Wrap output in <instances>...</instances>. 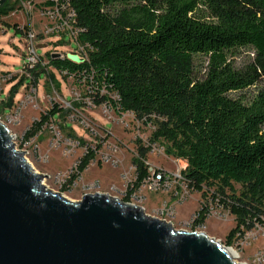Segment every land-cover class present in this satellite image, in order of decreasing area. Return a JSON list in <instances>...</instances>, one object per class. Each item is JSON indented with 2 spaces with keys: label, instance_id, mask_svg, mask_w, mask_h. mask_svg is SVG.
Wrapping results in <instances>:
<instances>
[{
  "label": "trees",
  "instance_id": "obj_1",
  "mask_svg": "<svg viewBox=\"0 0 264 264\" xmlns=\"http://www.w3.org/2000/svg\"><path fill=\"white\" fill-rule=\"evenodd\" d=\"M24 1L0 5V22ZM40 6L63 15L74 10L84 55L76 60L46 51L10 88L0 109L13 105L23 83L36 85L43 78L47 88L60 91L54 72L71 77L86 86L95 105L131 113L152 127L147 144L135 140L134 179L123 200L130 201L149 176L147 154L161 143L164 154L186 162L181 173L187 186L201 193L192 230L211 213L208 200L233 215L227 245L264 223V0H43ZM243 47L253 57L238 68L231 57ZM196 55L206 57L202 71L195 69ZM252 86L257 89L251 96L232 94ZM69 112L53 103L26 129L23 141ZM70 136L86 146L65 188L100 147Z\"/></svg>",
  "mask_w": 264,
  "mask_h": 264
},
{
  "label": "rangeland",
  "instance_id": "obj_2",
  "mask_svg": "<svg viewBox=\"0 0 264 264\" xmlns=\"http://www.w3.org/2000/svg\"><path fill=\"white\" fill-rule=\"evenodd\" d=\"M14 1L10 0V3ZM42 1L28 0L18 3L14 10L3 17V22H0V105L5 101L10 88L18 83L24 74L21 67L27 45L25 38L27 30H32L36 35L34 43L39 56H43L46 51L61 55L84 52L77 49L73 39L64 33L56 35L46 32L47 27L51 26L52 19L42 14L43 7L40 6ZM14 25L21 29V33L15 32ZM25 26H28V29ZM59 42L62 44H56ZM252 57V49L243 47L231 59L234 65L240 68L250 62ZM205 60V56L196 55L195 69L202 71ZM54 73L60 81V91L47 88L43 78L36 85L23 83L14 95L13 105L10 108L0 109V121L13 135L17 149L24 151V156L32 168L47 175L43 179V184L47 188L59 192L69 200L77 201L83 194L101 191L102 186H107L105 188H109L111 195L122 199V193L134 179L131 157L136 153L135 140L138 138L143 144H147L152 127L136 120L131 113L118 115L106 104L95 105L88 96L84 84L76 83L71 77L63 79L57 72ZM256 89L257 87L252 86L232 94L244 93L248 97L254 94ZM53 103L69 109V114L52 120L35 136L23 141L26 129ZM65 123L69 128L64 126ZM70 133H74L93 149H97L98 144L100 147L85 172H82L70 188H65L66 180L74 171L86 146L70 136ZM105 156L115 163L111 160L105 161ZM147 162L165 171H175L179 167L182 169L186 166L184 160L164 154L161 143L151 146L147 154ZM117 187L123 189V192L115 191ZM139 195L143 200L138 203L147 214L165 218L175 229L192 230L190 223L201 206L200 192L191 190L187 186V194L181 200H178L173 192L165 190L152 192L142 189ZM206 202L211 207V213L205 219L204 225L195 231L205 232L219 239L221 244L231 247L235 252V260L239 263L264 264V223L256 225L243 237L235 239L232 245H227L226 235L234 226L233 215L216 207L210 200ZM164 204L172 206L174 211L172 216L160 213Z\"/></svg>",
  "mask_w": 264,
  "mask_h": 264
},
{
  "label": "water",
  "instance_id": "obj_3",
  "mask_svg": "<svg viewBox=\"0 0 264 264\" xmlns=\"http://www.w3.org/2000/svg\"><path fill=\"white\" fill-rule=\"evenodd\" d=\"M46 176L0 121V264H241L205 232L102 191L69 200Z\"/></svg>",
  "mask_w": 264,
  "mask_h": 264
},
{
  "label": "built area",
  "instance_id": "obj_4",
  "mask_svg": "<svg viewBox=\"0 0 264 264\" xmlns=\"http://www.w3.org/2000/svg\"><path fill=\"white\" fill-rule=\"evenodd\" d=\"M65 9V8H64ZM42 14L48 15L51 21V26L47 27L46 32L52 33L56 35L63 34L67 35L69 38L73 39V44L77 49H80L81 51L84 50V47L80 45L77 41V34H78V28H76L73 23L75 21V12L71 8L66 9V15H63L62 12L58 8H51V7H43L41 10ZM35 33H33L32 30H27L25 32V38H26V50L24 53L23 58V64L21 69L23 70L24 74L28 76L29 71L37 64L39 61V55L37 54L36 48H35ZM61 55V54H60ZM84 54H68L67 56L74 58L76 57V60H81ZM105 161L110 160L113 162V160L108 156L104 157ZM115 163V161L113 162ZM145 163L148 165V173L149 176L146 177L139 187V189L135 192H133L130 196V201L135 204H139L138 201L143 200L141 195H139V192L142 189L149 190L152 192H157L160 190L170 191L173 192V195L178 199L181 200L184 198V196L187 194V183L181 173V167L176 169L175 171H165L160 168H156L152 165H150L147 160ZM134 167V166H133ZM131 182V181H130ZM127 188V187H126ZM125 191L122 193V195H125ZM140 205V204H139ZM160 213H165L168 216H172L174 214V211L172 210V206L167 204H164L163 207L160 209ZM165 219V218H164ZM166 220V219H165Z\"/></svg>",
  "mask_w": 264,
  "mask_h": 264
},
{
  "label": "crops",
  "instance_id": "obj_5",
  "mask_svg": "<svg viewBox=\"0 0 264 264\" xmlns=\"http://www.w3.org/2000/svg\"><path fill=\"white\" fill-rule=\"evenodd\" d=\"M85 172V171H84ZM102 186V185H101ZM103 187V189H101V191H104V192H108V193H110V194H112L110 191H109V188H105V187H107V186H102ZM118 189L117 190H115V191H117V192H123V189H121L120 187H117ZM116 192V193H117ZM153 206V205H152Z\"/></svg>",
  "mask_w": 264,
  "mask_h": 264
},
{
  "label": "bare ground",
  "instance_id": "obj_6",
  "mask_svg": "<svg viewBox=\"0 0 264 264\" xmlns=\"http://www.w3.org/2000/svg\"><path fill=\"white\" fill-rule=\"evenodd\" d=\"M228 249H229V251L231 252V254L233 255V256H232V257H233V260L236 261V260H235V256H234V255H235V252L233 251V249H232L231 247H228ZM236 262H237V261H236ZM241 264H243V263H241Z\"/></svg>",
  "mask_w": 264,
  "mask_h": 264
}]
</instances>
